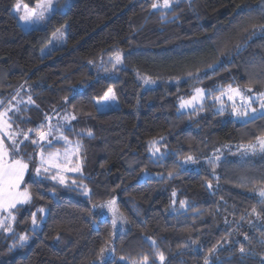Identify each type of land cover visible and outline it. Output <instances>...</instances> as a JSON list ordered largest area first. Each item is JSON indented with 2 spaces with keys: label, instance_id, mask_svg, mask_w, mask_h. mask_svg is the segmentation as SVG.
Instances as JSON below:
<instances>
[{
  "label": "trees",
  "instance_id": "obj_1",
  "mask_svg": "<svg viewBox=\"0 0 264 264\" xmlns=\"http://www.w3.org/2000/svg\"><path fill=\"white\" fill-rule=\"evenodd\" d=\"M16 1L0 0V109L25 97L13 125L30 137L19 150L31 201L14 210L12 231L0 227V264H264V113L239 121L217 109L229 87L264 90V0H74L30 31ZM64 23L66 45L42 56ZM198 86L204 102L181 111ZM110 87L120 106L101 110L95 98ZM60 110L87 190L35 172L42 148L66 146L46 145L54 128L37 135ZM188 156L201 168H183ZM109 200L125 232L94 211ZM33 213L45 218L37 231Z\"/></svg>",
  "mask_w": 264,
  "mask_h": 264
},
{
  "label": "rangeland",
  "instance_id": "obj_2",
  "mask_svg": "<svg viewBox=\"0 0 264 264\" xmlns=\"http://www.w3.org/2000/svg\"><path fill=\"white\" fill-rule=\"evenodd\" d=\"M74 0H53V7L51 9H49L48 11H46L45 13V18L44 19H36L35 17L33 18L32 21L30 22H25L20 20V16L25 14V6H27L28 10H33L36 9L37 4L40 3H45L46 0H36L33 4H29L24 2L23 0H17L13 6V13L17 16L19 23L21 24V26L27 30H33V29H42L45 28L47 26V24L49 23L52 15L55 12H63L66 11L71 4L73 3ZM19 4L20 8L19 10H17L16 5ZM60 30L61 32L64 33V35L62 37H60L58 34L57 36H54V33H57V30ZM67 35H68V24L64 23L58 27H56L53 32L50 34L49 39L42 45V47L40 48V54L42 56H46L47 54L51 53L53 50L63 47L66 45L67 42ZM112 89L114 94H115V98L114 99H109V100H105L103 99L104 95L106 92H108L109 89ZM102 96L100 97H96L95 98V103L98 106L99 109L101 110H107V109H114V108H118L120 106L119 104V100L116 94V91L114 89V87H110ZM200 88L203 89V87L198 86L195 87V89ZM229 88L231 89H239L241 92L240 96H236L233 95V99H229V94H231L229 92ZM227 88L222 94H220L217 98L218 100V110H226L229 111L233 117L239 121H247L249 119H252L262 113H264V109H261L260 105L262 102H264V90L262 91H255L251 88H243V87H229ZM195 89L193 91V94L189 97H182L179 100V108L181 111H189V110H193L196 109L197 107H199L205 100V91L203 93V95H200L199 98L194 102V104L189 105L187 107L181 108V102H187L189 100L192 99L193 95H198L195 92ZM249 89H251V91H249ZM243 97V99L241 98ZM251 98L250 100L248 98ZM25 100V97L23 95L16 97L13 101H11L10 103H8L5 107H2L0 109V112L5 113L4 116V121L6 122V124L8 125V127H6L4 129V133L2 134L4 136V142L5 145L8 146L9 151H11V140L7 139V134L11 133L12 136L16 139V141L18 142V146L20 148V141H24V135H23V131L21 129V127L19 129H16L13 125L14 119H15V112H17V109L19 108L18 106ZM252 109H256V112H252ZM241 112H247L248 115L247 116H242V115H238V113ZM63 110H60L58 112H55L53 114V117L51 119H49V126L51 125V128L55 129V132L52 134V138L50 140H47L46 145L53 143V141H61L64 142L66 144L65 147H60L61 149H57L56 151H45L43 148L40 150L39 153V165L37 164V167L35 166V172H36V168H40L41 171L39 174H37L38 176H41L42 171L45 168H48L49 170H53L55 172L54 176L57 177H63L65 182L64 184H69L72 183V185H76L79 187H83L87 190V186H86V182L83 179H77V176H81V158L79 157V145L78 143H76L75 141H71V139L66 135L65 131L67 126H69L70 123V119L72 118V116H65L62 118L63 115ZM29 136V133H27ZM49 137V136H48ZM47 137V139H48ZM38 143V142H37ZM244 146L242 144H236V145H228L227 149L230 150H238V149H242ZM159 149V151H156L157 154H161V150L159 148L158 145H156L155 150ZM43 152L45 159L47 160V158L49 157V154H55L58 153V157H54L53 158V164L49 165L47 163L41 164V153ZM161 152V153H160ZM78 154V155H77ZM78 156V157H76ZM12 157H10L11 159ZM16 159H20L21 156L18 155L16 157H14ZM23 158V157H22ZM24 161L26 163H28L29 168L27 170V172L25 173V177H24V182L21 185V190H23L24 188L28 187L26 186V181H27V177H28V173L31 170V163L29 160H27L26 158H23ZM74 159V161L72 160ZM76 159V160H75ZM186 158L182 159V165L183 168H195V169H200L201 165L199 162H193V163H185ZM194 161V159H193ZM192 162V161H191ZM54 165H59V167H55ZM78 168L79 171H72V169H76ZM69 175H74L73 177L71 176V178L69 177ZM86 179V178H84ZM58 181L59 178L57 179ZM29 190V189H28ZM30 192V191H29ZM31 201V200H30ZM29 201V202H30ZM112 201V200H109ZM109 201H103L100 203H94L93 207H94V211L99 214L101 217H106L109 218L112 223L115 220V224L113 223V227H114V231L115 233H121V232H125L127 230V224L126 221L124 219V217L122 216V214L118 211V209L116 208L115 204L112 206V208L110 209L108 206V202ZM29 202L27 204H18L16 206V208L18 206H27L29 204ZM15 208V209H16ZM15 209H0V221H6V227L11 228V231L13 229V225L15 220H12V216L15 217V213L14 210ZM46 215V210H43L42 212V216L45 217ZM45 218H40L38 214H36V224L33 225L32 223V229L33 230H38L39 228L42 227L43 225V221ZM4 229V226H0ZM8 232V231H7ZM21 235H27L26 233H22L19 234V236ZM28 236V235H27ZM29 241V238L24 241L25 243H27ZM24 242H20V243H24Z\"/></svg>",
  "mask_w": 264,
  "mask_h": 264
},
{
  "label": "snow or ice",
  "instance_id": "obj_3",
  "mask_svg": "<svg viewBox=\"0 0 264 264\" xmlns=\"http://www.w3.org/2000/svg\"><path fill=\"white\" fill-rule=\"evenodd\" d=\"M169 5V0H163V6L164 7H168ZM53 7V0H46L45 3H40L37 4L36 9L33 10H28L27 6H25V14L20 16V20L25 21V22H30L33 20V18L35 17L36 19H44L45 18V13L46 11H48L49 9H51ZM153 8L157 7V4H153L152 5ZM17 10H19L20 5L17 4L16 5ZM262 30H264V28H262ZM57 34L62 37L64 35L63 32H61L59 29L57 30V33H54V36H57ZM121 55L119 53H117L113 60H114V64H118L121 62ZM249 91H251V89H249ZM196 94L198 95H193L192 99L187 101V102H181V108L187 107L189 105L194 104V102L199 98L200 95H203L204 90L197 88L195 89ZM229 92L231 94H229V99H233V95L236 96H240L241 92L240 90L237 89H231L229 88ZM264 95V94H262ZM115 98V94L113 92V90L110 88L108 90V92L105 93L103 99L105 100H109V99H114ZM243 99V97H241ZM67 100V98H65ZM249 100L251 99L250 97L248 98ZM31 102V99H30ZM261 109H264V102L261 103L260 105ZM252 112H256V109H252ZM238 115H242V116H247L248 113L247 112H241L238 113ZM4 116L5 113L0 112V209H15L16 206L18 204H27L30 200H31V193L29 192V190L27 188H24L23 190H21V185L24 182V177H25V173L27 172L29 165L28 163H26L24 161V159L21 157L20 159H16L14 157L20 155V150H19V146H18V142L16 141V139L12 136L11 133L7 134V139L11 140V151H9L8 146L5 145L4 142V136L2 135L4 133V129L6 127H8V125L6 124V122L4 121ZM74 119V117H73ZM51 125L49 126V132H44V131H37V135L39 136V140L40 141H45L47 140V137L49 136L50 132H51ZM30 139V137L28 136L27 133H24V140H28ZM259 145L261 147V149H264V137H259L257 138ZM24 141H20V144H23ZM33 144H36L37 141L33 140L32 141ZM50 144V142H49ZM249 147L255 148V145H250ZM156 151H159V149H157ZM58 153L55 154H49V157L47 158V160L44 157L43 152L41 153V164L47 163L49 165L53 164V158L54 157H58ZM10 157H12L10 159ZM193 157L188 156L185 160V163H187L188 161H193ZM55 167H59V165H54ZM41 171V169L38 167L36 168V173L39 174ZM45 172L48 171L47 168L44 169ZM72 171H79L78 168L76 169H72ZM60 180V183H64L65 180L64 178L61 177H57V176H53L52 179H58ZM211 186V185H209ZM173 195H175V193H173ZM261 196H264V191L261 192ZM115 201H109L108 202V206L111 209L112 206L114 205ZM181 205L184 204V201L180 202ZM41 211H43V209H41ZM12 220H15V217L12 216L11 217ZM36 213L32 214V223L33 225L36 224ZM113 223L115 224V220L113 221ZM6 221H0V226H4V230L5 231H11V228L6 227ZM28 239L27 235H21L19 237L20 242H24ZM104 250L101 249V252H103ZM241 252H243V248H241ZM147 257H144V264H147ZM159 259L160 261L164 260V255L163 253L159 254ZM207 264V262H206Z\"/></svg>",
  "mask_w": 264,
  "mask_h": 264
}]
</instances>
